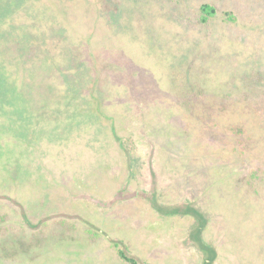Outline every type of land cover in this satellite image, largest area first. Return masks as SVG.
<instances>
[{"label": "rangeland", "instance_id": "374dc122", "mask_svg": "<svg viewBox=\"0 0 264 264\" xmlns=\"http://www.w3.org/2000/svg\"><path fill=\"white\" fill-rule=\"evenodd\" d=\"M123 255L264 264V0H0V264Z\"/></svg>", "mask_w": 264, "mask_h": 264}, {"label": "trees", "instance_id": "16d2710c", "mask_svg": "<svg viewBox=\"0 0 264 264\" xmlns=\"http://www.w3.org/2000/svg\"><path fill=\"white\" fill-rule=\"evenodd\" d=\"M202 10H203L205 16H207V17L212 16L214 14V9L210 8L207 5L203 6ZM205 16L203 17L202 21L207 22V19H206L207 17H205ZM123 258H125V260H127L129 262H132L133 264H136V261L133 258H129V257L124 256V255H123ZM209 260H208V262H209Z\"/></svg>", "mask_w": 264, "mask_h": 264}]
</instances>
